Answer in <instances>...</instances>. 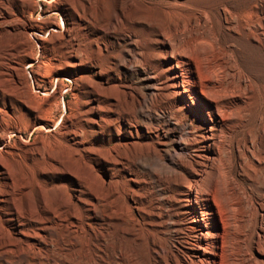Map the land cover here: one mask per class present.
Returning <instances> with one entry per match:
<instances>
[{
    "label": "bare ground",
    "instance_id": "obj_1",
    "mask_svg": "<svg viewBox=\"0 0 264 264\" xmlns=\"http://www.w3.org/2000/svg\"><path fill=\"white\" fill-rule=\"evenodd\" d=\"M0 264H264V0H0Z\"/></svg>",
    "mask_w": 264,
    "mask_h": 264
},
{
    "label": "rangeland",
    "instance_id": "obj_2",
    "mask_svg": "<svg viewBox=\"0 0 264 264\" xmlns=\"http://www.w3.org/2000/svg\"><path fill=\"white\" fill-rule=\"evenodd\" d=\"M41 7L39 8V11L37 13L34 14L35 18H38L40 20H48L52 17H54L55 13H46L45 12V6L44 5H40ZM68 27V24L65 23L63 24V29H66ZM59 29H56V32H59ZM43 37L49 38L50 37V33L44 35ZM41 52H40V58L42 59H46L45 57H41ZM27 70L29 71V77H30V81H32V73H31V68L29 66H27ZM33 82V81H32ZM60 82L63 83L64 91H63V97L62 99H64V102H68L69 99H73L72 97V89L74 87V82L73 80L69 79L68 77H65L64 75H59L56 76L53 79V86L51 88L46 89V87H40V88H36V86L33 83V87H34V92L37 93V98L38 99H47L48 96H51L52 94H54L55 92L58 91V86L60 84ZM71 95V96H70ZM89 95L83 96V99H89L88 97ZM77 99V98H76ZM61 115H58L57 117L60 118ZM64 120V116H62L59 121H58V125L61 124V122H63Z\"/></svg>",
    "mask_w": 264,
    "mask_h": 264
}]
</instances>
